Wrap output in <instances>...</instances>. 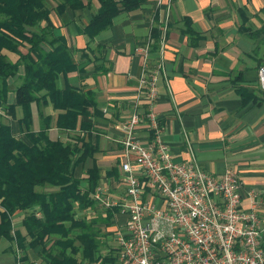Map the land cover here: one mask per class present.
<instances>
[{"label": "crops", "instance_id": "0c3cea01", "mask_svg": "<svg viewBox=\"0 0 264 264\" xmlns=\"http://www.w3.org/2000/svg\"><path fill=\"white\" fill-rule=\"evenodd\" d=\"M97 6L96 0H88L81 9H67L60 16L50 13L49 17L54 32L64 36L78 68L64 77L60 75L57 85L63 87L67 83L77 90L92 91L100 111L99 115L84 117L91 122L88 137L98 149L94 153L101 175L98 184L104 185L111 197L121 199L124 190L118 168L122 159L121 131L114 124L133 108L141 113L146 110L148 102L144 91L137 89V77L142 62L138 49L147 43L149 67H158L156 98L151 105L161 126V140L175 160L193 157L211 174L233 168L243 189L259 190L258 211L264 237V91L257 82L264 38L262 48L257 51L260 38L250 36L264 27V0H146L133 10L114 15L108 28L88 40L76 28L86 23ZM184 17L200 35L194 45L182 33ZM154 26L164 30L165 37L155 51H150L149 35ZM6 54L9 59L15 58L12 53ZM21 74L19 66L16 75L7 79V103L13 102V88ZM237 85L250 95L245 101L234 90ZM30 109L31 130L39 128L40 112L50 113L52 122L57 112L42 103H31ZM20 111L17 105L13 116L4 115L14 133L18 131ZM1 113L5 114L3 110ZM135 132L142 141L150 138L143 118ZM47 133L50 138L72 142L78 132L51 124ZM20 137L26 140L22 134ZM91 163L86 157L74 166V173L82 175ZM113 165L115 171L107 173ZM104 208L95 204L78 214L103 216ZM20 218L21 212L13 215L15 227L21 228ZM125 218L126 214L118 208L112 212L107 227L114 233ZM3 240L0 237L2 243ZM39 248L36 245L23 250L25 263L45 264Z\"/></svg>", "mask_w": 264, "mask_h": 264}, {"label": "trees", "instance_id": "16d2710c", "mask_svg": "<svg viewBox=\"0 0 264 264\" xmlns=\"http://www.w3.org/2000/svg\"><path fill=\"white\" fill-rule=\"evenodd\" d=\"M96 1L95 11L76 28L88 40L108 28L114 15L133 10L146 0ZM87 4L88 0H0V237L9 241L8 249L19 264L26 260L23 250L36 245L45 264H113L116 259L113 246L107 245L103 254L99 249L112 232L106 227L118 206L105 207L103 216L78 214L97 204L91 193L101 177L94 156L98 149L88 137L91 122L84 117L99 115L100 111L92 91L77 90L67 83L57 85L60 75L78 68L64 36L54 32L49 17L50 13L60 16L67 9H81ZM183 20L182 33L194 45L200 35L191 29L186 17ZM160 33L157 26L151 28L150 51L157 49ZM250 36L260 38L255 47L259 51L264 27ZM6 53L15 58L9 59ZM19 66L22 74L13 88V102L7 103V79L16 75ZM234 90L242 101L250 96L241 85ZM31 103L56 109L53 122L50 113L40 112L39 128L31 130ZM17 105L21 113L14 133L4 115L13 116ZM51 124L65 131L76 130L74 141L50 138L47 129ZM86 157L92 163L82 175H76L74 166ZM109 169L107 173H112L115 165ZM17 212H21V228L13 223Z\"/></svg>", "mask_w": 264, "mask_h": 264}, {"label": "built area", "instance_id": "2783aa9c", "mask_svg": "<svg viewBox=\"0 0 264 264\" xmlns=\"http://www.w3.org/2000/svg\"><path fill=\"white\" fill-rule=\"evenodd\" d=\"M164 37L161 30L159 43ZM138 52L137 89L148 105L114 124L121 131L123 195L111 197L102 184L92 192L100 206L126 214L113 233L116 264H264L259 190L243 189L233 168L211 174L193 157L173 158L151 105L158 67H149L147 43ZM257 82L264 91V60ZM142 118L150 132L145 141L135 132Z\"/></svg>", "mask_w": 264, "mask_h": 264}, {"label": "rangeland", "instance_id": "374dc122", "mask_svg": "<svg viewBox=\"0 0 264 264\" xmlns=\"http://www.w3.org/2000/svg\"><path fill=\"white\" fill-rule=\"evenodd\" d=\"M107 230L111 229L109 227L106 228ZM113 231L110 232L107 237H106V243L105 245H100V253H105V251L107 250V245H111L113 246L114 242H113ZM3 243L0 241V264H19L18 261L16 260V258H14V255L12 253L11 250L8 249L7 245L4 246L2 248V246L4 244H9V241L5 238H3ZM3 244V245H2ZM23 264H27L25 262H23Z\"/></svg>", "mask_w": 264, "mask_h": 264}]
</instances>
